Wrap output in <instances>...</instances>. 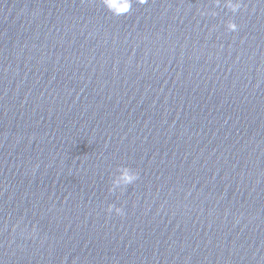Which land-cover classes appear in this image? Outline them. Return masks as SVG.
<instances>
[{
  "label": "water",
  "instance_id": "water-1",
  "mask_svg": "<svg viewBox=\"0 0 264 264\" xmlns=\"http://www.w3.org/2000/svg\"><path fill=\"white\" fill-rule=\"evenodd\" d=\"M120 3L0 0V264H264V0Z\"/></svg>",
  "mask_w": 264,
  "mask_h": 264
},
{
  "label": "clouds",
  "instance_id": "clouds-1",
  "mask_svg": "<svg viewBox=\"0 0 264 264\" xmlns=\"http://www.w3.org/2000/svg\"><path fill=\"white\" fill-rule=\"evenodd\" d=\"M141 2L143 3L144 0H141ZM225 2L230 6L233 4L235 5L231 8V10L233 12L239 10L240 0H225ZM104 4L109 10H111L112 0H104ZM117 7L129 11L131 8V0H121V3L118 4ZM228 27L230 30H235L237 28V26L234 22L230 23L228 25ZM122 177H123V182L125 184H130V183L135 182L139 178V173L132 170L131 168H124L122 170ZM110 191L114 192L115 188H110ZM113 209H115V211L118 214H123V208L122 207H117L115 204H110L108 206V211L111 212Z\"/></svg>",
  "mask_w": 264,
  "mask_h": 264
}]
</instances>
